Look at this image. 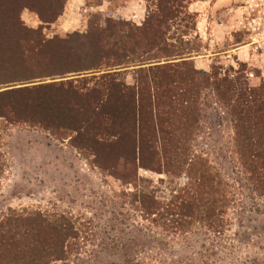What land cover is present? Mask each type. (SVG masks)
I'll use <instances>...</instances> for the list:
<instances>
[{"label": "trees", "instance_id": "16d2710c", "mask_svg": "<svg viewBox=\"0 0 264 264\" xmlns=\"http://www.w3.org/2000/svg\"><path fill=\"white\" fill-rule=\"evenodd\" d=\"M188 1L149 0L142 24L96 14L86 32L50 38L44 25L63 15L68 0H0V118L71 137L103 172L133 186L117 194L115 211H135L172 233L191 230L201 211L220 230L221 211L235 201L230 180L195 148L214 102L216 115L232 123L241 173L264 198V80L253 86L245 63L196 67L192 55L201 47L191 39L197 16ZM25 8L43 26L28 27ZM43 78L60 80L4 89ZM209 96L213 103H204ZM140 169L166 175L170 196L142 184ZM85 232L67 212L9 211L0 220V264L68 261L82 251ZM111 251L121 258L111 264H151L138 260L135 246Z\"/></svg>", "mask_w": 264, "mask_h": 264}, {"label": "rangeland", "instance_id": "374dc122", "mask_svg": "<svg viewBox=\"0 0 264 264\" xmlns=\"http://www.w3.org/2000/svg\"><path fill=\"white\" fill-rule=\"evenodd\" d=\"M137 1L68 0L63 15L55 23L45 24L43 30L50 38L84 33L96 14L102 21L112 17L142 24L149 0H144L146 7L131 6ZM197 2H201L198 9H203V17L202 12L192 9ZM187 5L197 16L191 34L194 44L201 47L200 53L192 55L196 67L204 71L214 66L237 70L240 63H245L250 83L259 86L264 80V0H189ZM131 7L140 9L143 16L133 17ZM21 18L30 28L43 26L39 16L27 8L21 11ZM178 29L181 32L185 28ZM124 70L127 82L133 84L135 68ZM75 77L71 74L64 79ZM43 79L4 89L60 80ZM212 99L209 96L204 103H213ZM213 105L215 108V102L206 107L210 119L195 148L234 186L235 201L228 211H221L220 230L209 225L208 211H201L191 230L183 233L152 226L135 211H115L117 194L133 189L131 184L103 172L94 156L74 147L71 137L60 138L42 127L3 118L0 220L9 211H63L74 215L88 229L82 251L56 264H111L121 260L111 251L115 246H135L138 260L151 264H264V198L251 191L241 173L232 123L225 115H216ZM139 175L147 179L142 184L159 197L170 196L172 183L166 175L145 169H140ZM123 220L128 222L124 227L120 225Z\"/></svg>", "mask_w": 264, "mask_h": 264}, {"label": "crops", "instance_id": "0c3cea01", "mask_svg": "<svg viewBox=\"0 0 264 264\" xmlns=\"http://www.w3.org/2000/svg\"><path fill=\"white\" fill-rule=\"evenodd\" d=\"M134 1H136V0H134ZM144 3H145V1L144 0H138L137 2H135L133 5H131V6H136V7H146V5H144ZM200 3L201 2H197V3H193L192 4V9H194V10H196L197 12L199 11V12H202V14H201V17H203V15H205V13L203 12V9H198V6L199 7H201V5H200ZM197 7V8H196ZM131 10H133V12H135V14L133 15V17H141V16H143V15H141V13H143V12H141V10L140 9H137V10H135L134 9V7H131ZM132 12V11H131ZM143 18V17H142ZM200 30H201V32H203V29H201V25H200ZM205 31V30H204ZM263 75H264V71H263Z\"/></svg>", "mask_w": 264, "mask_h": 264}]
</instances>
